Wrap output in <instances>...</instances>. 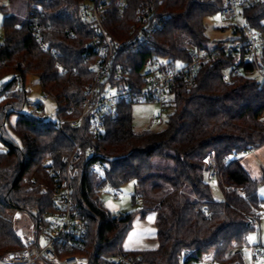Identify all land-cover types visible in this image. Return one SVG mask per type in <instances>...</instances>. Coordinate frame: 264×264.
Listing matches in <instances>:
<instances>
[{
    "label": "trees",
    "instance_id": "trees-1",
    "mask_svg": "<svg viewBox=\"0 0 264 264\" xmlns=\"http://www.w3.org/2000/svg\"><path fill=\"white\" fill-rule=\"evenodd\" d=\"M85 1L33 0L30 8L27 0V16L21 24L0 7L4 14L0 80L11 77L0 84V141L7 146V151L0 152V254L20 248L11 209L31 217L51 210L55 177L48 171L63 175L66 159L73 152L76 130L69 125L59 127L57 118L67 115L70 108L76 116L80 114L86 86L93 77L95 53L90 43L94 32L80 16ZM143 1L154 2L161 14L169 15L165 29L155 38L156 55L186 61L191 50L206 47L204 19L215 15L217 2L162 0L158 5L160 0ZM240 17L249 26L261 28L264 4L243 9ZM116 23V18L107 22L113 37ZM35 36L58 54L57 59L40 49ZM145 56H128L125 63L120 56L117 62L132 66ZM258 60L264 71V49ZM58 65L67 71L61 73ZM231 65V55L222 54L201 69L196 88L188 91L178 86L161 130L136 133L132 103L122 104L118 118L105 122L100 139H93L84 129L72 196L87 224L81 254L89 264H110L126 251L123 243L134 219H144L148 213H155L158 246L128 251L140 254L142 263L247 264L244 250L262 217L259 211L264 199L259 189L264 186V169L256 179L244 169L241 158L224 160L264 146V76L255 74L253 65L244 64L241 75L225 81L223 75ZM30 74L38 77L42 92L54 97L55 121L48 120L43 109L24 112L32 104L25 88ZM12 115L16 116L14 125L9 124ZM7 125L20 145L9 136ZM210 152L221 172L222 200L212 196L204 176ZM156 159L170 164L160 167ZM95 163L99 169L92 171ZM129 182L134 183V208L112 215L103 207L99 193L118 191ZM41 187L47 192L41 193Z\"/></svg>",
    "mask_w": 264,
    "mask_h": 264
},
{
    "label": "built area",
    "instance_id": "built-area-1",
    "mask_svg": "<svg viewBox=\"0 0 264 264\" xmlns=\"http://www.w3.org/2000/svg\"><path fill=\"white\" fill-rule=\"evenodd\" d=\"M30 8L34 7L33 0ZM81 4L80 16L93 29L94 35L90 46L95 53V64L91 67L92 80L86 86L80 114L70 108L68 114L57 118V125H69L76 130L73 139V152L66 159V171L48 173L55 177L51 204L52 209L31 217L26 213L11 209L14 222L25 217L29 221L26 231L14 229L20 244L18 250L0 254V264H89L88 258L81 252L87 242V224L78 213L72 196V182L78 174L77 163L83 154L81 134L88 129L93 139H100L104 134L105 122L115 121L124 103L152 102L160 106V111L171 107L175 90L183 86L190 91L198 85V75L207 64L215 62L222 54L232 57L229 71L223 75L228 81L232 75L239 76L244 64L254 66L255 74L264 76L259 66V54L264 49V25L254 28L240 20L243 9L255 8L264 4V0H201L217 2L215 13L224 22L229 23L232 37L219 40L212 46L198 47L190 51L188 60L164 58L154 53V42L158 33L165 29L169 15L161 14L154 2L143 0H86ZM162 0L158 2V5ZM116 18V34L111 35L107 22ZM40 49L57 59L58 54L41 43L35 36ZM146 54L136 65L124 66L117 62L118 57ZM138 71H133L138 67ZM59 71H67L58 65ZM53 97L42 92L39 102L31 104L32 111H42L43 103ZM54 98V97H53ZM55 100V99H54ZM252 151V150H251ZM250 152V151H249ZM249 152L233 154L224 161L242 158ZM204 176L207 181L217 179L221 182L213 152L205 158ZM99 169L97 163L91 170ZM225 188V186H223ZM41 193L47 188L41 187ZM115 199L120 195L116 192ZM264 216V209L259 211ZM206 258L201 259L203 262ZM110 264H146L141 262L140 254L123 251L113 257ZM252 264H264V254L255 251Z\"/></svg>",
    "mask_w": 264,
    "mask_h": 264
},
{
    "label": "rangeland",
    "instance_id": "rangeland-1",
    "mask_svg": "<svg viewBox=\"0 0 264 264\" xmlns=\"http://www.w3.org/2000/svg\"><path fill=\"white\" fill-rule=\"evenodd\" d=\"M83 4H87L85 1ZM0 7H4L8 13L14 15L17 19L18 24L25 21L27 16V0H3L0 3ZM3 13L0 11V43L2 41V28L1 23L3 19ZM242 21V19L240 18ZM230 23V22H229ZM229 23L224 22V20L215 15L207 16L204 19L205 25V36L207 37L206 46H212L215 42L219 40H225L232 37L231 27ZM264 25V20L262 21ZM224 29H221L223 28ZM11 79L10 76H4L0 80L1 83H5ZM25 88L28 91L27 98L31 103L39 102L42 95V90L40 87L39 79L35 75H28L25 81ZM44 115L47 116L48 120L55 121L57 118V105L53 97H49L42 106ZM31 105L29 108H25L24 112H31ZM41 112V111H40ZM171 112V108L165 111H160V106L157 103L152 102H139L133 103L131 107V115L133 122V129L136 133H141L144 130L150 129L154 131L161 130L166 125L167 115ZM16 116L12 115L9 119V124L14 125ZM6 130L9 136L14 142L20 145L19 140L12 134V130L9 125L6 126ZM7 151V146L0 141V152ZM258 160L250 163L247 162L245 167L247 172L252 178H259L260 171L264 169V147L258 152ZM242 159V158H241ZM243 162V160H242ZM157 165L160 167H167L170 163L168 161L160 162V160H155ZM163 164V165H162ZM167 172V171H161ZM211 187L212 196L216 200H222L223 193L217 179H212L207 181ZM134 191V183L129 182L123 185L118 191H101L99 193V199L103 207L109 211L112 215L117 213H127L131 211L134 207L131 203V195ZM118 193L120 195L119 199L114 198V194ZM259 195L264 199V186L259 189ZM264 209V205H263ZM29 227V221L23 217L21 221L14 222V229L18 231H26ZM250 246L244 250V257L246 263H249L252 258V254L255 248L258 247L264 254V216H262L257 224V230L249 235Z\"/></svg>",
    "mask_w": 264,
    "mask_h": 264
},
{
    "label": "crops",
    "instance_id": "crops-1",
    "mask_svg": "<svg viewBox=\"0 0 264 264\" xmlns=\"http://www.w3.org/2000/svg\"><path fill=\"white\" fill-rule=\"evenodd\" d=\"M2 1L3 0H0V3ZM263 147L264 146L260 147L259 149L252 150L247 155L242 157L240 162L245 170H246L245 165L247 162L252 163L255 160H258L257 158L258 152ZM260 175H261V171L259 177ZM154 222H155V213H148L144 219L136 217L133 221L132 229L130 230V232L128 233V235L124 240L123 249L126 251L155 249L158 246V242L156 238V229L154 226ZM252 263H253V256L251 258V261L247 264H252Z\"/></svg>",
    "mask_w": 264,
    "mask_h": 264
}]
</instances>
